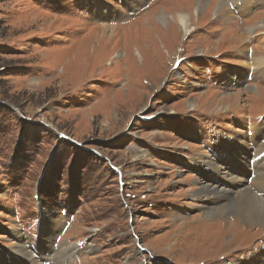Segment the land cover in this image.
Masks as SVG:
<instances>
[{
    "label": "rangeland",
    "instance_id": "374dc122",
    "mask_svg": "<svg viewBox=\"0 0 264 264\" xmlns=\"http://www.w3.org/2000/svg\"><path fill=\"white\" fill-rule=\"evenodd\" d=\"M220 1L0 0V264H264L204 217L264 141V0Z\"/></svg>",
    "mask_w": 264,
    "mask_h": 264
},
{
    "label": "bare ground",
    "instance_id": "6f19581e",
    "mask_svg": "<svg viewBox=\"0 0 264 264\" xmlns=\"http://www.w3.org/2000/svg\"><path fill=\"white\" fill-rule=\"evenodd\" d=\"M203 1L204 0H197V1L194 0L196 7H197V4H198V7H200L202 5ZM224 4H225V1L221 0L220 6H222V5L224 6ZM253 4H254L253 0H238L236 6H237L239 12H243V11L250 9L253 6ZM169 17H170V19H169ZM168 20L170 22V25L175 24L176 27H178L184 34L188 33L192 29L191 22H189L190 20H188V17L185 13H182V12L179 13V11H178V12H176V14H170L168 16L166 14V12L163 11L162 13H160L158 15V18H157L158 23H159V21L164 22V21H168ZM107 28H112V27H105V30ZM164 28L166 29V31L168 33L169 32V26H165ZM160 30H162V29H160ZM111 36H114V34ZM156 36L158 37L159 35H156ZM226 96L227 95L224 96L225 97L224 99H228V100L231 99V97H232L229 95L230 97L227 98ZM235 145L237 148L243 149V147L240 143L236 142ZM244 148L245 149L240 151L238 158H237L240 161H243V160L249 158V156L247 155V152H246V150H248V149H246V147H244ZM249 150H252V152L254 151L253 153L255 154V157L253 156L254 157V160H253V162H254L253 168L254 169L251 167L250 162L247 161L248 162L247 166H249V169L254 170L253 177L249 173H246L244 175L240 174V173H242V171L232 172L231 174L229 173L230 175H236L237 174V176L239 177V178L236 177V178H238V179H236L237 182H234L235 191L232 192L231 194L226 195V196H224L223 194H220L219 192H218L219 194H217V195L215 194V196L220 197V198L218 197V199H215L216 200L215 205H217V206L214 208H216V210L214 209L213 211L205 212L204 217H206L210 220H214L216 218H225L226 219V217H228V216L229 217H235V218L237 217V220L239 221V223H243V224H246L248 226L255 224V223H261L264 226V198H261L260 196H257L255 193L250 191V188H249L250 186H248V184L250 182H252L251 186L261 187L262 191L264 193V141L262 143H257V141L252 142V145L249 144ZM227 163H229V162L227 161ZM259 165H260L261 179H259V181H255L256 180V174H257V168L256 167H258ZM225 166H231V165L225 164ZM244 171H246V170H244ZM222 177L224 178V174L222 175ZM214 190L215 189H212L211 192H208V193H211V194H209L210 197H215V196H211L212 194H214V193H212V192H215ZM262 191H260V192H262Z\"/></svg>",
    "mask_w": 264,
    "mask_h": 264
}]
</instances>
